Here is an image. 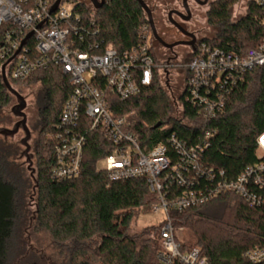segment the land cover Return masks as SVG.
Segmentation results:
<instances>
[{
  "label": "trees",
  "instance_id": "obj_1",
  "mask_svg": "<svg viewBox=\"0 0 264 264\" xmlns=\"http://www.w3.org/2000/svg\"><path fill=\"white\" fill-rule=\"evenodd\" d=\"M236 2L218 0L212 4L208 22L220 30L214 39L205 37L201 42L226 51L254 48L262 42L264 11L249 0L247 14L231 24L230 10ZM81 5L85 11H92L88 0ZM94 15L104 46L112 45L119 51L137 44L141 28L148 25L136 0H107ZM27 82L41 86L38 103L42 142L36 147L39 213L47 220L54 239L69 244L71 264H160L157 256L162 250V226L140 234L129 233L139 211L157 204L147 180L112 181L105 171L97 169L98 162L113 151L99 131L88 135L79 176L55 180V142L50 135L59 122L70 86L56 67L37 72L22 83ZM10 84L14 87L17 83ZM12 98L0 76V110ZM109 106L116 117L126 119L146 151L159 143L167 144L172 134L194 145L202 143L204 132H210L209 147L201 154L206 166L223 170L228 178L236 179L248 166L264 162L257 144L264 134V66L247 72L228 96L223 112L208 121L198 118L187 103L181 119L169 117L170 99L158 77L125 102L111 98ZM159 123L161 126L155 128ZM170 155L176 162V154ZM172 190L178 194L182 191L175 186ZM16 195L17 188L4 181L0 171V264H9ZM170 218L176 229L185 231L181 238L176 237L182 250L199 248L208 264H252L245 253L264 248V204L253 206L233 193L183 211L172 209ZM88 243L94 248H87Z\"/></svg>",
  "mask_w": 264,
  "mask_h": 264
},
{
  "label": "built area",
  "instance_id": "obj_2",
  "mask_svg": "<svg viewBox=\"0 0 264 264\" xmlns=\"http://www.w3.org/2000/svg\"><path fill=\"white\" fill-rule=\"evenodd\" d=\"M56 2L0 0L1 78L4 71L9 82L22 83L37 72L56 67L70 86L59 122L50 135L55 142L53 178L62 181L79 176L88 135L101 132L113 146L103 159V171L109 179L145 178L159 204L153 209L165 211L167 219L160 231L162 250L157 256L160 264H208L199 248L182 250L170 210L202 206L226 193L236 194L253 206L263 205L264 162L248 166L236 179L206 166L201 154L209 147L210 132H204L202 143L194 145L172 134L167 144L159 143L146 151L126 119L116 117L109 105L111 98L125 102L137 96L156 77L160 80L167 68L154 52L149 23L141 28L137 44L119 51L112 45L104 46L94 15L97 10L90 2L91 12L82 9V1L61 0L58 9L51 13ZM253 2L264 11V0ZM261 66L264 37L254 48L239 51L199 42L188 60L177 64L186 75L183 100L179 99L182 116L187 103L202 120L217 117L243 76ZM257 144L264 156V134ZM172 152L177 156L176 162ZM174 186L181 188V193L172 190ZM245 257L252 264H264V248L251 249Z\"/></svg>",
  "mask_w": 264,
  "mask_h": 264
},
{
  "label": "rangeland",
  "instance_id": "obj_3",
  "mask_svg": "<svg viewBox=\"0 0 264 264\" xmlns=\"http://www.w3.org/2000/svg\"><path fill=\"white\" fill-rule=\"evenodd\" d=\"M86 1V0H78ZM146 4L152 5L154 0H144ZM163 5H167L169 0H159ZM218 1V0H215ZM249 0H237L230 10L229 23H237L247 14ZM205 11V9H203ZM198 13L199 23L197 25L205 30L206 37L214 39L220 30L219 26L208 22L205 13ZM157 15L161 17L162 10H157ZM208 22V26L206 25ZM184 49H182L183 51ZM185 60L187 61L189 55ZM179 63V62H178ZM185 71L181 67L172 71V75L165 83V78L160 74V81L164 92L170 99L171 109L169 117L181 119L182 111L180 97L185 85ZM14 88L26 98L27 108L25 110L28 118V126L32 131V139L30 141L31 153L34 154L33 168L34 174L28 168L25 157L22 156L25 147L21 144V140L25 137L22 130L14 137L5 138L0 136V171L4 181L15 185L17 188L16 195V218L13 236L11 239V254L9 264H26L33 262L36 264H71L69 244L54 239L48 225L47 220L40 216L38 207V152L37 145L42 142V133L40 123V105L38 103L40 97L41 86L39 83L27 82L15 84ZM16 104L13 97L10 104L0 110V129H12L19 120L12 112V107ZM42 144V143H41ZM106 162L101 160L97 164L98 170H104ZM155 204L139 211L133 219L130 228V235L140 234L145 229L151 230L153 227H160L166 222V214L162 208ZM155 233V232H154ZM185 234L183 229H178V236L181 238ZM87 248H94V245L88 243ZM99 262V261H98Z\"/></svg>",
  "mask_w": 264,
  "mask_h": 264
},
{
  "label": "flooded vegetation",
  "instance_id": "obj_4",
  "mask_svg": "<svg viewBox=\"0 0 264 264\" xmlns=\"http://www.w3.org/2000/svg\"><path fill=\"white\" fill-rule=\"evenodd\" d=\"M214 2L215 0H169L166 6L159 0L151 2L152 5L147 3L159 38L155 39L153 36V49L157 58L167 66L163 71L166 84L172 71L176 70L178 62L185 60L188 57L186 55L206 37L205 30L197 25V17L198 13L202 14L205 9V17L208 19L207 14ZM157 10H162L161 17L157 15Z\"/></svg>",
  "mask_w": 264,
  "mask_h": 264
},
{
  "label": "water",
  "instance_id": "obj_5",
  "mask_svg": "<svg viewBox=\"0 0 264 264\" xmlns=\"http://www.w3.org/2000/svg\"><path fill=\"white\" fill-rule=\"evenodd\" d=\"M60 1L61 0H57L55 5L51 9V13H54L58 9ZM88 1L92 4L95 10H100L104 6L107 0H88ZM136 1L140 4V6L142 7V9L144 10L147 16L148 23H149L153 36L155 37V39H159L156 33L153 20H152V13H151L149 6L146 4L144 0H136ZM31 35H29L28 38H30ZM25 42L26 41H24L22 45H24ZM2 80L8 92L16 99V104L12 107L11 112L16 118L19 119V121L15 123L14 128L12 129H0V136L8 138V137H14L15 135H17L20 132V130L24 132L25 137L21 140V144L25 147V150L23 151L22 156L26 158L27 163L29 165L28 168L29 170L32 171V174H34L35 171L33 168V160H32L33 154L31 153V145H30L32 133L28 127L27 115L25 112L27 108V100L6 79L4 75V71H3ZM160 126H161V123L157 124L155 128H159Z\"/></svg>",
  "mask_w": 264,
  "mask_h": 264
}]
</instances>
